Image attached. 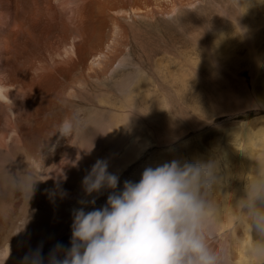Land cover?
I'll list each match as a JSON object with an SVG mask.
<instances>
[{
  "label": "bare ground",
  "instance_id": "1",
  "mask_svg": "<svg viewBox=\"0 0 264 264\" xmlns=\"http://www.w3.org/2000/svg\"><path fill=\"white\" fill-rule=\"evenodd\" d=\"M263 53L264 0H0V264L63 257L55 246L70 247L71 235L48 240L66 235L74 209L96 207L81 201L100 198V209L112 191L84 190L97 160L108 162L122 186L145 149L136 113L154 97L135 70L172 89L177 106L197 111L194 102L202 100L214 110L209 89L234 86L236 73L258 67ZM181 110L176 113L185 118ZM68 123L71 132L64 131ZM209 149L226 160L231 178V154ZM187 156L179 150L173 160L196 162L193 152ZM158 161L138 167L143 172ZM200 162L208 161L200 155ZM243 177L229 181L225 193L215 185L208 197L214 206L209 244L223 250L225 264H254L251 248L264 240L240 207L253 179Z\"/></svg>",
  "mask_w": 264,
  "mask_h": 264
},
{
  "label": "clouds",
  "instance_id": "2",
  "mask_svg": "<svg viewBox=\"0 0 264 264\" xmlns=\"http://www.w3.org/2000/svg\"><path fill=\"white\" fill-rule=\"evenodd\" d=\"M65 124L64 131L71 132ZM215 161L181 164L173 160L146 168L139 182L125 181L99 159L84 177L87 194L111 189L106 204L85 212L74 209L70 247L57 244L63 257L50 253L49 264H225L227 257L210 247L213 203L208 197L219 180ZM83 205L95 204L81 201ZM240 207L258 236L264 237V166L245 189ZM264 264V240L250 251ZM39 264H44L41 256Z\"/></svg>",
  "mask_w": 264,
  "mask_h": 264
},
{
  "label": "rangeland",
  "instance_id": "3",
  "mask_svg": "<svg viewBox=\"0 0 264 264\" xmlns=\"http://www.w3.org/2000/svg\"><path fill=\"white\" fill-rule=\"evenodd\" d=\"M260 58L258 67L252 65V69H244L236 73L238 76L236 75L234 86L218 85L215 89H209L210 98L208 101L213 102L214 110H209L207 102H202V100L194 102V104L201 107L197 111L192 110L188 103L186 106L185 104L184 106H177L179 103L172 89L159 87L162 85L153 73L135 70V77L143 81L145 88L152 92L154 97L152 100H148L147 103H143L142 111L136 113V129L144 143L145 149L122 178L127 179L126 181L139 182L142 167L138 166L141 163H147V161L152 160L158 161L159 156H161L164 159L162 164L159 161L157 164L148 163V166L152 168L161 166L173 160L179 150L183 157L186 156L188 158L187 152H193L196 162H200V155L208 162H217L219 165V180L216 185L220 186L224 193L228 182L232 179L236 180L243 176L254 178L258 168L264 166V53ZM246 72L248 73L246 74ZM155 89H158V92ZM109 95L117 102V105L120 104L116 94L111 93ZM161 98L163 101H161ZM158 101L161 102L158 103ZM259 101H261L262 105L259 104ZM120 106L123 107L121 104ZM112 107L115 108V106ZM179 108H182L181 111L184 113L185 118L180 117L176 113ZM155 110L158 111L155 113ZM165 110H169L168 114H166ZM147 115L148 117H146ZM199 123L202 125H199ZM164 124L165 127H163ZM175 128L181 133L176 134V131H173ZM149 130H152V132ZM177 135H183V138L176 141L173 138ZM160 136L163 139H167V141L169 140L168 143H172L166 145L164 143L167 142H164L159 145L157 141L158 137L159 139L161 138ZM215 146L222 147V149L231 154L233 164L228 167L233 172L231 178H225L226 166L224 162L226 160H223L219 153L217 154L209 149ZM179 147H185V149ZM154 153H156L155 156H150L154 155ZM124 179L120 182L122 186L118 184L117 190H123ZM99 199L95 200L96 207L93 209L90 207L91 209L87 212L97 208ZM65 227L67 228L66 235H59L58 239L51 237L47 243L65 242L66 236L72 235V226L70 227L69 223Z\"/></svg>",
  "mask_w": 264,
  "mask_h": 264
}]
</instances>
